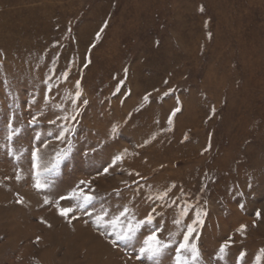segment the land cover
Wrapping results in <instances>:
<instances>
[{"label": "rangeland", "instance_id": "1", "mask_svg": "<svg viewBox=\"0 0 264 264\" xmlns=\"http://www.w3.org/2000/svg\"><path fill=\"white\" fill-rule=\"evenodd\" d=\"M197 213L198 264H264V0H0V264H176Z\"/></svg>", "mask_w": 264, "mask_h": 264}, {"label": "snow or ice", "instance_id": "2", "mask_svg": "<svg viewBox=\"0 0 264 264\" xmlns=\"http://www.w3.org/2000/svg\"><path fill=\"white\" fill-rule=\"evenodd\" d=\"M103 29H101L102 31ZM97 38H99V33H97ZM65 76V78H67V73L63 74ZM76 86L77 88H79L80 86V81H76ZM50 91V89H49ZM80 92L77 91L76 92V96L79 97L80 96ZM166 95V94H165ZM48 99L47 94H45V100ZM148 96L144 97V100L147 101ZM85 104H87V101H84ZM177 103H179V101H177ZM181 111L180 107H176L172 110L171 114L168 117V123L169 125L172 124V117L176 116L177 113H179ZM213 111H215L213 109ZM73 119H75V117H73ZM37 122V117L35 115L32 116L31 120L28 121V123L34 124ZM8 128L12 130V134H15L17 132L20 131L19 128H13V124L12 121L9 120L8 122ZM113 132L116 131L115 127L112 129ZM64 136V132L62 131L60 133L59 136L56 137V139L60 140L63 139ZM9 139H11V135L8 137ZM187 138V137H185ZM46 146V145H45ZM68 151H70V148L68 149ZM126 151V150H125ZM205 151H207V149H205ZM38 153H39V148L34 147L32 149L31 155H32V168L36 169L37 168V159H38ZM67 155V151H62V152H58L56 154V158L54 159V161L51 163V166L48 168H45L44 171H51L52 169L55 168L56 164L59 163V159L63 158V156ZM122 157L120 155H117L114 160L113 163H115V161L120 160ZM107 168L105 169V172H107ZM37 173L34 171L33 172V177L34 179L37 178ZM20 177L17 176V179H19ZM85 181H80V184H85ZM35 187L40 188L42 187V185L37 182L35 185ZM79 189V185L77 186L76 189L72 190L71 196H79L82 197L83 199V204L88 203L90 200L93 199V197L91 195H87L84 194L82 192H78ZM69 197H65V196H61L60 199H67ZM48 201L45 200V203H47ZM83 204H81V207H83ZM241 208L244 207V205H240ZM73 209L71 208H67V209H60L59 210V214L62 216H67L68 213L72 212ZM129 212V209L127 207L124 208V210L122 212H120L119 216L114 217L111 221H109V223H111L113 225V227H115V225L120 221V217L125 216L126 213ZM186 214V210L185 213ZM206 214V213H204ZM261 215L260 211L257 210L256 212V216L257 218H259ZM201 213H197V218L195 220H193L192 223L188 224L186 226V231L183 232V238L182 240L179 241L178 246L176 247L175 251H176V264H180L182 259H187L188 257L183 256L184 253L189 254L191 261L193 262V264H198V262L201 260V253L197 247L196 244V240L195 238H193V234L195 233L196 237L199 236V233L196 231V227L195 225L197 224H202L203 220L200 218ZM134 218H129L128 220V225L125 229H123L122 233H116V239L117 240H131L135 235L137 230L144 224H151L152 220H153V216L151 215V213L148 214L147 217H145L143 220H137L135 221V223H133ZM104 221V217L100 216L97 217V226H102V223ZM71 222V221H69ZM175 224L179 225L181 223V221L179 219L174 221ZM246 225L241 224L239 226V228L236 230L241 236L244 235L245 231H246ZM174 235V234H173ZM232 241V237L229 236L228 239L221 243L219 248H218V258L219 259H223L226 253V250L230 247ZM113 244H115V241H113ZM170 246L169 242H165L159 239L157 232L156 231H152L146 238H144L142 245L139 247L138 250V255L136 256V259H140L143 256H147L149 259L158 257L166 248H168ZM245 255L244 252L240 253V257L243 258ZM264 256V248H261L259 250V253L256 256V261H259L261 259V257Z\"/></svg>", "mask_w": 264, "mask_h": 264}]
</instances>
